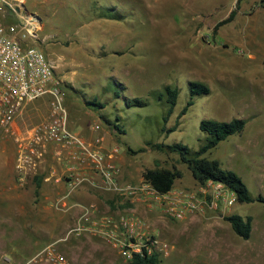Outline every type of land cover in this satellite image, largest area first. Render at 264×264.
Wrapping results in <instances>:
<instances>
[{
    "label": "rangeland",
    "instance_id": "374dc122",
    "mask_svg": "<svg viewBox=\"0 0 264 264\" xmlns=\"http://www.w3.org/2000/svg\"><path fill=\"white\" fill-rule=\"evenodd\" d=\"M6 1H15L37 18L34 45L53 67L66 114L83 127L108 131L118 156L133 163L140 174L148 169L174 170L179 176L172 188H195L177 154L154 146L181 144L196 152L206 138L198 129L201 120L242 119L240 133L226 137L201 157L233 172L250 197L264 198V72L256 54L247 60L243 41L250 37H242L246 19L252 16L259 24L264 17L258 0ZM230 11L233 18L214 29ZM3 18L5 24L13 20L7 11ZM188 82L205 85L207 94L190 97ZM166 86L176 89L169 113ZM44 97L48 105L50 98ZM130 99L145 105L126 106L124 100ZM187 101L191 104L179 116ZM86 110L92 117L85 115ZM23 188L7 189L0 182V254L20 263L49 244L63 254L73 236L66 235L74 226L60 219L63 202L54 198L44 202ZM43 205L47 209L42 210ZM225 212L209 210L180 221L159 213L153 221L142 219L152 235L171 247L154 264H262L264 204L235 202ZM229 214L250 219L248 239L232 233L222 219ZM87 249L79 250V258L96 254L98 247ZM112 252L108 261L97 264H128L125 255Z\"/></svg>",
    "mask_w": 264,
    "mask_h": 264
},
{
    "label": "built area",
    "instance_id": "2783aa9c",
    "mask_svg": "<svg viewBox=\"0 0 264 264\" xmlns=\"http://www.w3.org/2000/svg\"><path fill=\"white\" fill-rule=\"evenodd\" d=\"M4 11L13 18L6 24L3 22ZM0 15V138L9 131L25 103L45 95L50 98L48 118L35 124L25 137L12 138L16 146L14 169L20 181L25 175L36 172L46 147L53 145L64 150L68 160L76 162V166L67 167L63 176L67 193L81 183H93L90 176L79 171L77 165H81L100 178L98 186L101 189L115 194L120 200L138 203L146 211H156L169 220L180 221L209 210L227 214L225 210L235 203V196L219 182L205 181L191 190L171 188L163 194L143 180L137 184L118 183L117 169L111 162L117 148L105 153L99 147L84 143L67 129V114L58 98L59 83L54 78L53 67L34 45L39 30L37 18L22 11L15 1L9 3L6 0H0ZM97 128L93 127L94 130ZM99 141L98 138L94 143ZM70 233L98 238L128 259L133 255L165 257L171 249L152 235L135 215L100 214L92 205L82 209L66 236ZM0 264L70 263L53 244H49L20 263H13L0 254Z\"/></svg>",
    "mask_w": 264,
    "mask_h": 264
},
{
    "label": "crops",
    "instance_id": "0c3cea01",
    "mask_svg": "<svg viewBox=\"0 0 264 264\" xmlns=\"http://www.w3.org/2000/svg\"><path fill=\"white\" fill-rule=\"evenodd\" d=\"M258 2V9L264 12V9L259 5L260 0ZM263 22L264 17H261L260 25L254 17H249L245 23L246 30L243 31L246 32L242 36L250 37V41H243V46L246 47L248 53L247 60H253L256 54L259 57L260 65L264 56L262 42L260 41V38L263 36L262 31L264 30L261 27V23ZM243 28L244 24L242 25ZM46 102H48V98L42 96L25 103L11 124L9 131L3 133L0 138V182L3 183L4 187L14 190L27 187L31 191H34L36 195L40 196L44 202L52 198L56 201L61 200L64 204V210L62 209L61 211L64 214L60 219L64 218L62 221H65V224L74 222L73 225H75L77 216L88 205L94 206L100 214L114 216L121 212L132 213L141 220H155L154 218L158 217V212L145 211L140 204L120 200L115 194L101 189L98 186L100 178L90 173L91 171L85 166L77 165L79 171L90 176L93 183H81L73 191L67 193L63 176L66 173L67 167L76 166V162L68 160L64 150L53 145L46 147L42 163L38 166L36 172L34 174H27L21 181L19 180L14 169L16 146L12 138L13 136L25 137L35 124L48 117L49 110ZM85 115L92 117V112L86 110ZM67 129L77 135L84 143L99 147L105 153H109L114 148L110 141L111 137L108 131L101 128L94 130L92 125L89 126L88 124L83 127L81 122L78 119L71 118L68 112ZM98 138L100 141L98 144H95L94 142ZM111 162L117 169L116 180L118 183L137 184L142 180L139 168L130 161H126L125 158L118 156L117 152L115 155H112ZM43 209L47 208L43 205ZM96 239L84 233L73 235L68 241L66 240L65 252L62 255H64L70 264H94L91 262L97 264L99 262H106L112 256V249L103 241ZM73 244L75 245L73 246ZM91 246L92 248H95V246L98 247L97 251H95L96 254L92 256L88 255V258H79V250L82 248L89 249Z\"/></svg>",
    "mask_w": 264,
    "mask_h": 264
},
{
    "label": "trees",
    "instance_id": "16d2710c",
    "mask_svg": "<svg viewBox=\"0 0 264 264\" xmlns=\"http://www.w3.org/2000/svg\"><path fill=\"white\" fill-rule=\"evenodd\" d=\"M260 7L264 9V0H260ZM234 15V11H230L225 20L218 22L214 29L224 23L229 22ZM261 68L264 72V56L261 61ZM188 92L190 97L195 95L207 94L208 89L205 85L198 82H188ZM163 94L168 107V113L174 106L176 100V89L164 87ZM90 106L101 108L94 102H86ZM126 106L141 107L145 103L139 99L124 100ZM191 104L187 101L185 107L181 109L179 116L183 115L186 107ZM244 121L242 119H231L228 122H218L214 120H201L198 124V129L206 135L204 143L198 148L196 152H190L189 149L181 144L160 145L154 146L156 150H165L168 153L177 154L179 161L183 163L191 174L193 181L202 184L205 181L219 182L226 186L235 196L236 203H251L253 201L264 204V198L257 196L256 198L250 197L245 185L241 180L231 171L223 170L219 167L218 163L214 160H206L201 157L206 151L213 148L217 143L224 140L226 137L238 134L243 130ZM115 127V126H114ZM179 176L174 170L165 169H148L141 173L143 181L158 193L163 194L172 188L173 181ZM228 223L232 233L242 240H246L250 235V219L248 217L242 218L237 214H230L222 218ZM156 255L138 257L133 255L128 261V264H154ZM264 264V262L262 263Z\"/></svg>",
    "mask_w": 264,
    "mask_h": 264
}]
</instances>
